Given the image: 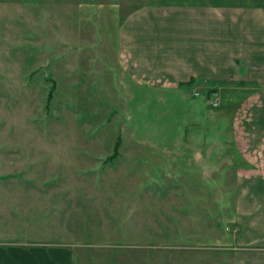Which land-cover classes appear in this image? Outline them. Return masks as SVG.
I'll return each mask as SVG.
<instances>
[{"label":"rangeland","instance_id":"1","mask_svg":"<svg viewBox=\"0 0 264 264\" xmlns=\"http://www.w3.org/2000/svg\"><path fill=\"white\" fill-rule=\"evenodd\" d=\"M155 2L0 0V244H63L75 264H264L233 224L243 91L153 89L119 67L122 22Z\"/></svg>","mask_w":264,"mask_h":264},{"label":"crops","instance_id":"2","mask_svg":"<svg viewBox=\"0 0 264 264\" xmlns=\"http://www.w3.org/2000/svg\"><path fill=\"white\" fill-rule=\"evenodd\" d=\"M117 59L136 85L167 90L193 78L243 91L230 137L239 160L233 224L238 246L264 250V0L142 4L119 28ZM75 263L63 244H0V264Z\"/></svg>","mask_w":264,"mask_h":264},{"label":"trees","instance_id":"3","mask_svg":"<svg viewBox=\"0 0 264 264\" xmlns=\"http://www.w3.org/2000/svg\"><path fill=\"white\" fill-rule=\"evenodd\" d=\"M194 79L193 78H191V79H189L187 82H184V83H180L181 85L182 84H184V85H188V86H191L193 83H194Z\"/></svg>","mask_w":264,"mask_h":264}]
</instances>
